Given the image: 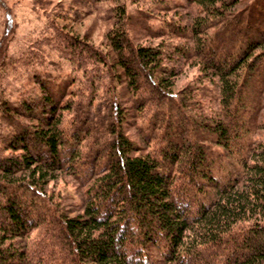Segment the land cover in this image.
<instances>
[{"label": "trees", "instance_id": "obj_1", "mask_svg": "<svg viewBox=\"0 0 264 264\" xmlns=\"http://www.w3.org/2000/svg\"><path fill=\"white\" fill-rule=\"evenodd\" d=\"M258 1L231 31L205 36L188 51L216 70L221 115L188 117L178 100L168 99L151 75L156 69L173 75L174 68L161 63L168 59L162 46L132 45L121 25L109 34L138 106L154 104L142 133L148 144L156 140L151 150L112 116L100 120L91 113L93 90L77 113L75 101L64 97L65 84L62 91L34 75L37 91L15 108L37 121H0L9 126L0 131V264H264V138L244 140L257 125L264 88L257 85L264 83V51L254 52L264 41ZM201 26L191 33L200 34ZM109 107L121 120L115 102ZM0 108H9L6 101ZM64 110L72 111L67 126ZM228 155L239 170L226 174L221 159ZM56 169L85 187L81 213L68 216L49 204L38 179ZM41 221L47 223L43 239L19 245L17 238ZM151 245L161 260L151 259Z\"/></svg>", "mask_w": 264, "mask_h": 264}, {"label": "rangeland", "instance_id": "obj_2", "mask_svg": "<svg viewBox=\"0 0 264 264\" xmlns=\"http://www.w3.org/2000/svg\"><path fill=\"white\" fill-rule=\"evenodd\" d=\"M255 1L0 0V101H6L9 107L4 108L8 113L0 108V121L5 122L4 116L37 121L36 117L16 110L15 103L26 94H35L38 79L34 75L38 73L46 77L52 86H62V91L66 85L68 93L65 92L64 97L75 101L73 110L77 113L84 112L83 102L90 99L86 97L93 90L95 97H92L91 113L100 120L112 116L130 139L140 147L151 150L156 140L152 139L148 144L142 133L153 114L154 104L138 106L127 74L118 63L110 35L121 25L132 45L162 46L164 52L168 51V59L164 55L161 63L173 67V75L166 78L158 69L153 70L151 75L165 86L164 93L168 99L178 100V106L188 117L199 119V112L206 118L209 114L221 115L220 82L216 70L203 66L200 57L197 54L189 55L188 51L219 30L231 31L238 15H245ZM256 4L259 6L257 10L261 9L264 13V0ZM208 20L213 25L204 28ZM195 25L204 28L200 34L191 33ZM179 44L185 46L186 53L176 51L175 46ZM259 50L264 51V41L254 52ZM92 71H99V74ZM257 85L263 87L264 83L258 82ZM261 94L258 122L244 137L246 143L248 140L253 144L264 138L261 127L264 121V88ZM153 99L156 101L155 97ZM112 101L118 107L121 120L109 107ZM71 112H62L66 126ZM7 129L9 126L6 123L0 127V131ZM211 146L221 149L220 155L223 154L217 144L211 143ZM12 152L6 148L5 153ZM236 159L229 155L222 157L224 173L239 170ZM28 173L21 175L27 176ZM31 176L35 178V175ZM38 183L46 193L50 202L47 203L51 207L54 205L57 212L68 216L82 212L85 187H81L71 173L60 169L47 171L43 178L38 179ZM45 225L47 223L41 221L28 236L17 238L18 244L30 245L43 239ZM150 252L151 259H162L156 245H151Z\"/></svg>", "mask_w": 264, "mask_h": 264}, {"label": "bare ground", "instance_id": "obj_3", "mask_svg": "<svg viewBox=\"0 0 264 264\" xmlns=\"http://www.w3.org/2000/svg\"><path fill=\"white\" fill-rule=\"evenodd\" d=\"M241 44V43H240Z\"/></svg>", "mask_w": 264, "mask_h": 264}]
</instances>
